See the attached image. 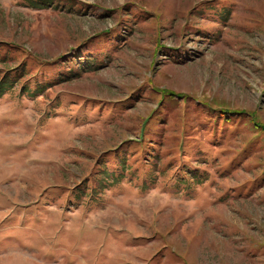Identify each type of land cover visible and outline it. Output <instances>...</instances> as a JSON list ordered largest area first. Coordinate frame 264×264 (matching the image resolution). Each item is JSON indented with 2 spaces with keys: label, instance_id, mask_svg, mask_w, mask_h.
<instances>
[{
  "label": "rangeland",
  "instance_id": "374dc122",
  "mask_svg": "<svg viewBox=\"0 0 264 264\" xmlns=\"http://www.w3.org/2000/svg\"><path fill=\"white\" fill-rule=\"evenodd\" d=\"M0 264H264V0H0Z\"/></svg>",
  "mask_w": 264,
  "mask_h": 264
},
{
  "label": "trees",
  "instance_id": "16d2710c",
  "mask_svg": "<svg viewBox=\"0 0 264 264\" xmlns=\"http://www.w3.org/2000/svg\"><path fill=\"white\" fill-rule=\"evenodd\" d=\"M3 92H4V90H1V91H0V94H2Z\"/></svg>",
  "mask_w": 264,
  "mask_h": 264
}]
</instances>
